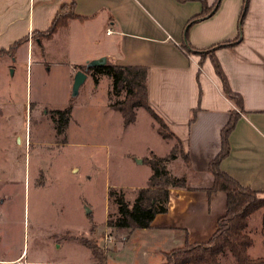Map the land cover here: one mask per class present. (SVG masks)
<instances>
[{
	"label": "crops",
	"instance_id": "crops-1",
	"mask_svg": "<svg viewBox=\"0 0 264 264\" xmlns=\"http://www.w3.org/2000/svg\"><path fill=\"white\" fill-rule=\"evenodd\" d=\"M215 1L204 0L207 7ZM70 3L71 0H0V49H7L26 35L27 41L18 47L25 44L31 49L34 40L41 45L42 39L30 36L31 31H45L55 13L68 10ZM72 11L84 18L67 19L52 35L72 24L87 41L90 36H98L97 23L103 20V41H94L99 47L82 56L81 64L76 65L104 57L108 63L145 67L148 106L178 139L188 159V165L180 156L168 162L169 172L183 177L185 186L167 188L166 209L154 214L148 228L106 227L105 213L104 245L112 242L115 248L117 241H129L131 250L161 259L185 241L202 242L210 237L216 219L225 211L226 194L221 190L207 191L212 185L207 166L220 149V130L231 111L238 113V119L228 135L229 150L220 160L219 169L241 186L257 191L259 197L264 196V0H218L215 10L197 18L194 17L202 11L197 0H74ZM91 28L92 35L88 36ZM18 47L12 55L1 54L0 60L13 57ZM210 51L228 86L240 96V109L224 95ZM84 74L78 88L88 78L99 75ZM9 105L0 98V107ZM75 171L69 168V172ZM0 196L6 197L3 193ZM90 212L85 208L86 215ZM94 226L90 224L87 236L95 242ZM138 231L153 232L155 241H130ZM55 239L54 247H59ZM102 249L106 257V248ZM27 256L26 250L10 256L1 254L0 264L18 258L33 264ZM73 264L106 262L92 261L88 251L84 260Z\"/></svg>",
	"mask_w": 264,
	"mask_h": 264
},
{
	"label": "rangeland",
	"instance_id": "rangeland-1",
	"mask_svg": "<svg viewBox=\"0 0 264 264\" xmlns=\"http://www.w3.org/2000/svg\"><path fill=\"white\" fill-rule=\"evenodd\" d=\"M101 22L96 30L99 37L91 38V28L86 41L71 24L47 40L40 37L41 45L34 40L27 49L23 44L13 57L0 60V98L10 104L0 107V193L6 196L4 200L0 196V255L26 250L33 264H73L89 251L97 262L90 248L96 243L102 251L106 248V264L164 261L131 250L129 241H117L115 248L112 242L104 245L103 218L114 208L106 189L120 190L130 203L150 174L145 159L150 154L166 156L175 142L158 134L156 122L142 107L124 124L120 113L108 105L123 94H109L111 81L106 74L88 78L72 95L70 78L81 67L76 64L104 39ZM63 105L72 108L63 132L57 134L51 111ZM70 167L76 171L69 172ZM263 210L248 217L245 234L251 240L247 249L251 258L264 259ZM91 223L95 242L87 236ZM153 236L138 231L130 241L148 239L151 244ZM53 239L59 247H54ZM217 260L237 264L228 252Z\"/></svg>",
	"mask_w": 264,
	"mask_h": 264
},
{
	"label": "trees",
	"instance_id": "trees-1",
	"mask_svg": "<svg viewBox=\"0 0 264 264\" xmlns=\"http://www.w3.org/2000/svg\"><path fill=\"white\" fill-rule=\"evenodd\" d=\"M186 1V0H177ZM201 2L202 11L196 15L203 16L215 10L218 0L210 7ZM74 0H71L70 8L66 11H58L52 18L49 27L42 32L31 31L30 36L39 39L49 38L56 28L63 26L69 18L83 19L84 17L72 11ZM243 15V11L242 14ZM191 20L188 21V23ZM28 36H24L8 46L7 49H0L1 54L12 55L16 47L27 41ZM227 44V43H225ZM219 46V45H215ZM210 59L213 69L219 78L224 95L234 104L237 109L241 108L240 96L233 92L226 81L218 62L214 57ZM84 73L91 76L106 74L110 77L109 94H123L121 99L109 102L108 105L114 107L121 115L124 124L133 120L134 110L138 107L144 108L157 124V132L163 138L172 139L177 150L172 147L170 152L163 157L150 154L145 162L150 168V174L144 187L136 189L135 195L130 203L126 202L120 190L109 188L107 199L114 207L108 211L105 220L106 227L138 229L148 228L154 214L164 212L166 209V197L168 187H184V178L172 175L167 164L169 161L180 156L188 165V159L179 146L178 139L168 130L162 120L150 109L147 103L146 92V69L136 65H118L105 63L101 66L83 65L79 68ZM70 107L54 109L51 111V120L57 134L63 132L68 120ZM238 113L231 111L227 122L220 130V149L218 153L209 161L207 169L212 175V185L207 191L221 190L226 194L225 211L216 219L215 229L210 237L202 242L186 241L177 248H173L164 254V261L160 264H219L217 257L228 252L237 264H264L261 257L251 258L247 249L251 243L250 238L245 234L248 224V217L255 211L264 207V197H259L257 191L241 186L235 179L219 169V162L224 158L229 150L228 135L233 129ZM174 149V150H173ZM260 231L264 236V210L261 212ZM88 245V244H86ZM91 251L98 263L104 262V254L95 244L90 245Z\"/></svg>",
	"mask_w": 264,
	"mask_h": 264
},
{
	"label": "water",
	"instance_id": "water-1",
	"mask_svg": "<svg viewBox=\"0 0 264 264\" xmlns=\"http://www.w3.org/2000/svg\"><path fill=\"white\" fill-rule=\"evenodd\" d=\"M105 63L104 57H98L96 59H93L89 62H87L85 65L87 66H101ZM85 74L81 70L75 71L73 78H72V84H71V91L72 95H75L77 92V88L80 85V83L84 80Z\"/></svg>",
	"mask_w": 264,
	"mask_h": 264
},
{
	"label": "built area",
	"instance_id": "built-area-1",
	"mask_svg": "<svg viewBox=\"0 0 264 264\" xmlns=\"http://www.w3.org/2000/svg\"><path fill=\"white\" fill-rule=\"evenodd\" d=\"M106 32H109V29H106ZM12 264H23V263L18 261V260H15V261H13ZM27 264H30V263H27Z\"/></svg>",
	"mask_w": 264,
	"mask_h": 264
}]
</instances>
